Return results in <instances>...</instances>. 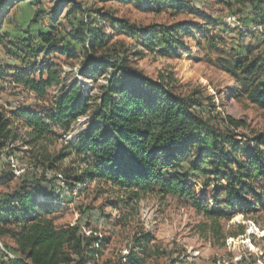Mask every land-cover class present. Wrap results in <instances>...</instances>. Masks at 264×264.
<instances>
[{
	"label": "trees",
	"instance_id": "obj_1",
	"mask_svg": "<svg viewBox=\"0 0 264 264\" xmlns=\"http://www.w3.org/2000/svg\"><path fill=\"white\" fill-rule=\"evenodd\" d=\"M8 1L0 0V10ZM173 1L137 0L139 5L147 4L149 9L158 11ZM219 2L227 6L234 3L239 7L250 6L252 13L246 14L245 22L252 23L253 27L248 29L260 27L259 35L251 36L252 42L238 45L240 52L226 70L238 81L235 98L244 96L264 109V81L261 80L264 50L259 39L260 35L264 36L261 34L264 33V0ZM72 5L82 7L74 0ZM35 18L36 14L32 23ZM101 18L108 19L118 33H127L133 38L144 32L138 38L140 43L162 56H176L177 48L183 46L181 29L186 23L138 28L108 12H101ZM83 25L70 32L75 43L57 40L50 30L38 32L35 39L29 34L8 39L0 27V48L6 55L26 52L35 58L42 53L45 57L53 53L72 57L78 45L91 77L103 75L108 67L112 68L96 94H90L76 81L64 84L60 72L49 67L39 71L38 79L16 73L14 82L38 98H45L47 88L63 85L44 109L47 117L25 108L16 114L6 113L1 107L0 146L15 138L10 126L19 118H24V127L29 130L28 144L39 145L49 136H59L55 130L67 132L79 117L90 115L76 142L66 143V152L60 151L51 158L44 156L41 160L43 163L50 159L45 169L71 156L75 158L71 161L78 160L77 169L71 166L62 169L59 190L81 193L85 185L102 182L114 190H125L130 199L146 193L186 196L196 210L204 208L207 214L216 217L229 216L235 211L246 216L264 210V131L253 135L243 146V141L230 130L244 125L243 121L227 114L222 119L226 127H222L212 113L215 107L211 98L201 97L200 90L176 92L164 78H149L124 56L114 60L101 57L109 36ZM203 108L207 116L202 113ZM197 176L222 180L211 191V203L193 192L189 181ZM7 178V174L0 176V184ZM45 188L23 182L0 199V237L9 236L15 243L13 250L0 249V264H86L100 255L103 242L95 240L97 247H94V237L84 235L78 225L62 228L54 225L51 217L54 191ZM152 240L150 233L135 236L133 244L137 251H130L122 264H145L136 252Z\"/></svg>",
	"mask_w": 264,
	"mask_h": 264
},
{
	"label": "rangeland",
	"instance_id": "obj_2",
	"mask_svg": "<svg viewBox=\"0 0 264 264\" xmlns=\"http://www.w3.org/2000/svg\"><path fill=\"white\" fill-rule=\"evenodd\" d=\"M74 1L82 7H73L72 0H9L0 10L1 30L8 34V39L28 34L34 38L38 32L50 30L57 40L75 43L70 32L85 24L109 36L101 57L114 60L124 56L130 65L149 78H164L176 92L200 90L201 97L211 98L215 107L212 113L222 127H226L222 119L227 114L243 121L245 124L240 127H230L243 141V146L253 135L264 131V109L244 96L235 98L238 81L226 70L240 52L237 45L252 42L251 36L259 35L260 27L249 30L253 26L245 22L246 14L252 13L250 6L240 8L237 3L227 6L220 0H174L158 11L149 9L147 4L139 5L137 0ZM97 10L99 12H95ZM101 12H108L138 28L186 23L181 29L183 46L177 48L176 56H162L140 43L138 38L144 32L135 38L118 33L108 19L101 18ZM34 14L36 18L32 23ZM230 17L235 19L233 26L228 24ZM259 39L264 50V36L260 35ZM63 43L60 42V46ZM76 47L72 57L58 53L45 57L42 53L37 58L26 52L6 55L0 48V109L3 107L6 113L16 114L25 108L47 117L44 109L63 84L47 88V95L42 99L14 82V75L19 72L38 79L39 71L46 67L60 72L64 84L76 81L90 94H96L112 68L108 67L103 75L91 77L82 62L80 48ZM261 80L264 81V74ZM204 105L207 106V102ZM202 113L208 115L205 108ZM90 118V115L79 117L67 132L55 130L59 136H49L39 145L28 144L29 130L24 127V118L16 120L10 126L15 138L0 146V176L8 175L7 181L0 184V199L23 182L54 191L51 214L54 225L57 228L78 225L84 235L94 237V247H97L95 240L103 242L100 255L86 264L125 263L130 251H137L133 238L143 233L154 237L147 247L136 252L144 258L145 264H264V210L246 216L235 211L229 216L216 217L207 214L204 208L196 210L186 196L146 193L130 199L125 190H114L102 182L85 185L81 193L59 190L62 169L69 166L77 169L78 160L71 161L75 159L73 156L64 158L50 169L44 168L50 159L43 163L41 160L44 156L51 158L60 151L66 152V143L76 142ZM220 181L197 176L191 177L189 183L195 195L211 203V191ZM4 247L10 250L15 247L9 236L0 237V249ZM7 253L13 257L9 251Z\"/></svg>",
	"mask_w": 264,
	"mask_h": 264
},
{
	"label": "built area",
	"instance_id": "obj_3",
	"mask_svg": "<svg viewBox=\"0 0 264 264\" xmlns=\"http://www.w3.org/2000/svg\"><path fill=\"white\" fill-rule=\"evenodd\" d=\"M235 19H234V17H230V18H228V24H230V25H234L236 22H233ZM232 21V22H231ZM238 24V23H237ZM241 31H244V28H241Z\"/></svg>",
	"mask_w": 264,
	"mask_h": 264
},
{
	"label": "crops",
	"instance_id": "obj_4",
	"mask_svg": "<svg viewBox=\"0 0 264 264\" xmlns=\"http://www.w3.org/2000/svg\"><path fill=\"white\" fill-rule=\"evenodd\" d=\"M250 23V22H249ZM251 25H252V23H250ZM242 44H244V43H242ZM238 46V45H237Z\"/></svg>",
	"mask_w": 264,
	"mask_h": 264
}]
</instances>
